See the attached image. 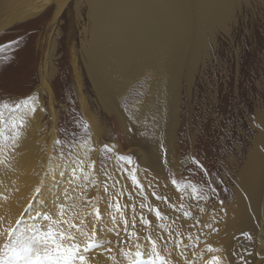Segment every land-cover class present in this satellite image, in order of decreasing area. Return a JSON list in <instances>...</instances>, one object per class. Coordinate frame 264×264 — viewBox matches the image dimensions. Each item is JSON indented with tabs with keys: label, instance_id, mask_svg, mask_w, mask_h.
Returning a JSON list of instances; mask_svg holds the SVG:
<instances>
[{
	"label": "bare ground",
	"instance_id": "1",
	"mask_svg": "<svg viewBox=\"0 0 264 264\" xmlns=\"http://www.w3.org/2000/svg\"><path fill=\"white\" fill-rule=\"evenodd\" d=\"M23 1L0 0V14ZM66 1L30 0L3 19L0 31L36 15L51 2L56 4L55 20ZM82 1L86 16L78 30V47L70 45L71 65L76 100L95 142L106 127L89 107L79 63L98 102L114 113L122 131L131 120L122 113L119 101L129 87L144 80L142 99L129 108L134 122L126 142L143 141L146 164L166 178L164 246L155 242L156 251L160 249L168 264H214L213 257L219 258V264H264V0ZM75 15L81 18L78 4ZM49 77H42L39 88L49 96L53 139L57 112ZM180 88L183 105L177 144ZM260 95L262 101H253ZM32 96L20 107L22 115L0 132V248L9 240L8 228L15 230L13 239H27L50 225L61 227L56 222L64 219L102 245L85 254L91 264H146L154 240L150 236L141 239L134 226L128 238L122 234L108 239L96 232L95 223L104 218L86 215L84 197L92 192L86 170L74 174L67 167L62 178L56 168L34 171L43 142L37 138L43 104L34 98L35 92ZM80 148L77 145L82 154ZM54 187L65 188L64 195L39 211ZM73 232L79 242L87 239ZM138 251L143 254L139 260Z\"/></svg>",
	"mask_w": 264,
	"mask_h": 264
},
{
	"label": "rangeland",
	"instance_id": "2",
	"mask_svg": "<svg viewBox=\"0 0 264 264\" xmlns=\"http://www.w3.org/2000/svg\"><path fill=\"white\" fill-rule=\"evenodd\" d=\"M29 1L19 3L13 10ZM77 4L80 9V19L75 15ZM11 11L0 14V23ZM55 11L56 4L51 2L36 15L14 21L0 31V132L3 133L6 125L22 115L20 107L27 103L35 92L34 98L43 104L40 120L42 127L37 137L43 142L39 145L41 159L37 157L34 171H44L46 167L56 168L59 178H62L67 167L86 170L85 175L88 176L86 182L92 190L84 197L89 209L86 215L95 214L98 219L104 218L95 223L98 225L96 232L106 235L108 239L122 234L128 238L131 234L129 229L134 226L132 228L138 230L137 235L141 239L151 237L160 245L159 247L163 248L167 204L166 178L146 164L148 152L143 141L136 140V143L130 144L126 142V135L132 133L134 122L130 109L143 97L144 80L141 78L133 86L134 88L129 87L126 97L123 96V101L122 98L121 102L119 101L122 113L124 112L127 120L130 118L128 121L131 120L129 129L122 131L123 128L114 113L109 109L105 110L100 101L98 102L90 85L87 84L85 72L79 63L89 107L94 113L97 112L98 118L106 127L95 142L90 125L82 116L76 100L70 53V45L77 43L78 30L81 28L82 19L86 16V6L82 0H67L54 20ZM76 43L74 45L77 48ZM51 68L54 69L53 72ZM48 74L50 75L48 81L55 93L54 106L57 112V130L53 139L49 136L52 126L48 108L49 96L39 88L42 77ZM261 80L258 79L260 83ZM262 99L263 96L260 95L259 98H253V101H262ZM178 100L175 126L177 144L181 139L183 105L181 88L178 92ZM244 102L246 103L243 100ZM244 118L240 121L243 128L246 125ZM235 136L238 137V133H235ZM79 144L82 154L76 149ZM46 149L49 151L48 155ZM43 184V186L47 185ZM94 187L97 191L93 189ZM105 188L107 191L104 190ZM65 191V188L59 191L57 187H54L52 192L50 190L51 196H47L43 204L41 203L39 211L44 210L46 206L55 205L59 196L64 195ZM30 202L32 203L33 200ZM34 202L40 204L37 199ZM116 203L121 205L122 214L116 211L114 206ZM155 210L160 211V218L156 216ZM29 211H33V208ZM113 212L116 214L114 218L105 215ZM124 218L128 219L127 226L124 224ZM143 220L148 223L144 224ZM118 223L121 226L112 231V227ZM29 226L33 228L34 223ZM121 229L123 231H120ZM159 251L160 249L158 253Z\"/></svg>",
	"mask_w": 264,
	"mask_h": 264
},
{
	"label": "snow or ice",
	"instance_id": "3",
	"mask_svg": "<svg viewBox=\"0 0 264 264\" xmlns=\"http://www.w3.org/2000/svg\"><path fill=\"white\" fill-rule=\"evenodd\" d=\"M31 110L35 112L34 107ZM15 126L13 124V127ZM21 126H23L22 122ZM75 171L76 169H73L74 174ZM172 183L176 184V181L173 180ZM104 190L107 191V188ZM114 206L116 211L122 214L121 205L116 203ZM155 213L158 218L161 217L159 210H155ZM60 215L61 217L64 215L63 206L60 208ZM45 219L51 220L52 218L45 217ZM142 222L144 224L148 223L146 220ZM56 223L61 225V227H53L50 225L46 231L39 232L36 236L27 239H13L15 230L12 228L6 229L5 234L9 240L0 248V264H91L85 254L91 252L93 249L101 248L102 245H100L99 241L92 239L90 234L83 233L80 226L75 223H70L64 219ZM125 224H127V221H125ZM65 225L66 227H64ZM73 229H75L76 233L86 235L87 239L83 243L79 242ZM125 230L127 229L125 228ZM105 251L111 252V249L107 248ZM142 255L138 251L136 253L137 260ZM212 259L214 264H219V258L213 257ZM158 261L159 264H168L156 251V243L153 240L152 253L148 256V264H157Z\"/></svg>",
	"mask_w": 264,
	"mask_h": 264
}]
</instances>
